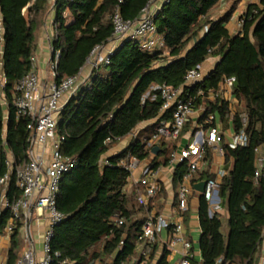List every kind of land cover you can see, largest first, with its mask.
Instances as JSON below:
<instances>
[{"label":"trees","instance_id":"trees-1","mask_svg":"<svg viewBox=\"0 0 264 264\" xmlns=\"http://www.w3.org/2000/svg\"><path fill=\"white\" fill-rule=\"evenodd\" d=\"M149 1L36 0L25 16L23 9L29 0H0V71L5 79L2 93L6 102L3 106L0 101V176L7 171L6 150L21 159L27 145L29 120L15 115L12 92L17 80L30 69V58L36 51L33 32L44 18L55 10L56 39L51 41V47L60 52L55 78L59 83L77 75L93 49L108 42L116 8L125 20L134 21ZM220 1L165 0L153 22L167 54L144 52L132 40L122 42L109 64L93 69L89 79L62 107L57 117V132L63 137L61 151L64 156L76 158L78 165L60 182L56 208L65 219L56 227L51 241L52 253L60 254L51 264H95L107 258H111L109 264H122L134 257L150 206L139 205L135 194L126 192L130 174L121 162L128 157L142 161L163 156L152 163V168L168 164L166 152L176 149L174 143L161 140L157 155H152V148L147 146L159 123L170 122L172 117L170 110L160 115L162 100L151 88L161 84L178 88L187 71L209 58L218 61L208 77L188 89L195 97L194 108L204 111L198 122L206 129L213 126L205 123L206 119L228 114L227 102L218 96V91L226 78H234L232 95L243 102V108L232 116V129L235 133L243 129L248 141L246 146L234 149L221 144L225 175L219 181V202L209 214L208 203L199 197L200 259L193 257L189 261L219 264L221 259V264H258L264 239V177L255 185L253 175L256 150L264 149V0L247 5L237 34H230L227 25L239 0L222 17L213 19L210 13ZM64 13L71 22H66ZM199 91H212L214 100H202L197 95ZM241 114L245 115L244 124ZM149 121L155 122L140 131L122 152L107 157V165L101 166V159L112 146ZM189 125L185 124L181 135ZM208 148L205 145L206 154ZM186 170V163L176 166L174 184L181 181ZM194 174L193 185L214 177L207 170ZM117 216L124 222L115 228L110 220ZM9 217L7 211H0V236L4 235ZM20 250L16 230L10 238L5 264H15ZM167 257L164 247L157 264H168Z\"/></svg>","mask_w":264,"mask_h":264},{"label":"built area","instance_id":"built-area-1","mask_svg":"<svg viewBox=\"0 0 264 264\" xmlns=\"http://www.w3.org/2000/svg\"><path fill=\"white\" fill-rule=\"evenodd\" d=\"M35 2L36 0H29L26 8L28 9ZM150 3L151 0L134 21L125 20L121 16L119 8H116L111 16L113 32L106 44L117 45L126 40H132L144 52L150 54L161 52L162 55H166L167 49L163 38L158 34L153 22L157 11L150 10ZM55 15V10L52 9L50 16L52 32L47 29L46 24L42 29L44 42L51 52L47 80L42 81L39 77L36 67L37 59L33 55L30 58L29 71L17 80L12 92L15 115L29 120L26 128L27 145L22 158L16 159L9 150H6L5 166L7 171L0 176V211H7L10 216L4 228V235L10 239L18 230L22 244V250L15 264H51L54 258L60 257L59 253L51 251V241L55 229L65 219L56 208V198L63 176L78 165L76 158L62 154L63 137L57 132V117L66 102L78 92L86 81L80 80L81 69L77 75L64 78L59 83L55 82L60 54L59 51L54 52L51 47V41L56 39L53 30ZM64 17L67 23L71 19L68 13H64ZM239 24L242 26L241 19ZM106 44L96 46L87 59L86 64L89 63L92 70L109 64L110 57L117 47L113 45L102 55ZM208 75L209 72L199 65L187 71L183 83L178 88L166 84L151 88V92H158L162 100L160 115L170 110L172 117L170 122L161 121L159 123L156 133L147 144L149 148H159L161 140L174 142L180 138L185 124L196 110L194 108L195 97L188 93V89L201 83ZM233 83L234 78H226L222 86L231 93ZM4 85L5 79L0 71V101L3 106L6 105L2 93ZM210 92L214 94L212 91ZM203 93L205 92L199 91L197 95L202 98ZM148 96L149 93L145 97ZM213 121L214 117L212 116L206 119V123L209 125ZM242 122L245 123V116L242 117ZM131 136L134 139L137 134L132 133ZM221 141L222 137L218 129L209 126L205 137L202 132H194L187 144L179 148L176 147L174 150H167L168 166L176 168L179 164H187L186 173L183 174L176 193L177 221L148 212L141 227L135 255L128 263L122 264H152L153 248L157 238L164 230H167L168 236L163 245L169 252H175L176 245L182 246L181 253H179L180 260L176 264H190L189 260L194 257V254L191 243L182 236V216L187 212V197L193 192L191 179L203 162L205 145H219ZM247 141V136L242 129L238 133L234 132L228 146L232 149L237 146H246ZM219 152L222 150L220 149ZM256 153L253 183L258 185L260 178L264 177V153L261 148L257 149ZM139 162L135 157H128L126 161L121 162V166L131 175ZM100 164L101 166L107 165L106 159H101ZM157 173V169L154 170L151 164L141 171V178L136 183V186L140 188L136 190V201L139 205L148 206L149 200L154 198L159 191ZM224 175L225 171L220 170L215 178L205 181L201 196L209 205V214L217 208L219 181ZM123 222L124 220L118 216L110 220V224L115 228L120 227ZM107 238L108 236L105 237V239ZM123 240L124 238L119 243V249L123 245ZM218 263L221 264L222 260L219 259ZM258 264H264V239L260 245Z\"/></svg>","mask_w":264,"mask_h":264},{"label":"crops","instance_id":"crops-1","mask_svg":"<svg viewBox=\"0 0 264 264\" xmlns=\"http://www.w3.org/2000/svg\"><path fill=\"white\" fill-rule=\"evenodd\" d=\"M165 0H151L150 3V10L152 12L158 11L160 7L163 5ZM235 0H221L218 5L211 11L210 16L213 19H219L222 17L226 12L230 10ZM259 0H239L237 3V7L232 13L231 19L227 25V29L229 30L230 34H237L240 30L235 29V26H239V21L237 19L242 16V14L246 11V7L248 4L257 3ZM27 8L25 7L23 9V14H27ZM51 12L47 15L46 18H44L42 25L39 27V41L36 43V48L38 46V49L36 51L37 59V73L39 77L42 79V81H46L48 77V63L51 59V52L49 51L47 45L44 42V36L42 33V29L44 26V23L49 19L50 21ZM72 19L69 20L71 22ZM68 22V23H69ZM50 23V22H49ZM237 23V24H236ZM52 26V23L50 24ZM50 26V30L52 32V27ZM115 46L116 44H106L105 48L102 52V55L106 53L108 49ZM120 44H117L116 47H118ZM218 61V58H209L207 59L203 64L202 67L205 71L210 72L216 62ZM92 70L86 67V65L82 68L80 80L87 81L89 79V76L91 75ZM218 96L223 99L225 102H227L228 107V114H226L223 118H221L219 115L214 116L213 126L218 129V131L221 134L222 141L219 145H212L209 146L208 152L204 155L203 162L200 164L199 171L207 170L209 174L213 175L215 178L216 174L220 170H224V156L222 152H219L221 149V144L225 143L228 144L234 134V131L232 129V116L237 112V110H241L243 108V102L237 100L233 97L232 92L230 93L227 88L224 86H220V89L218 91ZM215 94H212L210 91H207L202 94V99L204 101H210L212 102L214 100ZM203 109L198 108L195 110L193 115L190 117L189 121L187 122L189 125V130L186 131L184 134L180 136V138L177 141L169 142L170 144L174 143L176 147H182L185 144L188 143L190 136L194 132H199L203 134L205 137L207 135L208 128H204L201 123L198 122V119L203 115ZM241 116H245L244 114H241ZM155 121H149V122H143L137 126V128L132 132L133 134H138L140 131L145 129L147 126L153 124ZM206 123V120H205ZM132 133L125 138L119 140L112 148L109 150L106 156H104L102 159H106L107 157L114 156L122 152L131 142H132ZM124 141V142H123ZM168 143V144H169ZM168 147V146H167ZM262 153H264V149L261 148ZM158 153V152H157ZM154 155V154H152ZM157 155V154H155ZM156 157V159H155ZM163 156L157 157V156H150L146 160H142L139 162V165L137 168L132 172L130 177H128L127 180V186L126 190L130 189V192H133L136 196V190L140 189L139 186H136L137 182L141 178V171L143 168H145L147 165L157 162L159 160H162ZM197 170V171H198ZM157 182L159 185V191L155 195L154 198L149 200V212L156 213L163 215L164 217L168 218L169 220L177 221L178 215H177V201H176V193L178 190L179 183L174 184L173 182V175L175 172V168L170 167L168 165L166 166H159L157 168ZM194 175L191 179V185L192 187L202 181H197L192 184V180L194 178ZM128 192V191H126ZM201 196L200 193L196 192L193 188V192L187 197V212L183 214L182 216V222H183V231L182 236L183 238L191 243L192 251L194 254V258L196 260L200 259V253L198 251V242L200 237V226L198 221V206H199V197ZM187 216H186V215ZM146 216V215H145ZM168 232L167 230H164L159 238H157L155 246H157L156 250L154 251V255L152 258V264H157L162 250H163V242L167 241ZM20 239V236H19ZM21 244V241H20ZM10 246V239L7 238L5 235L0 236V264H5L7 259V251ZM22 248V244H21ZM22 250V249H21ZM20 250V252H21ZM175 252H169L168 251V257L167 261L168 264H176L180 260L179 253H181L182 246L176 245ZM20 254V253H19ZM111 262V258H107L104 262L97 261L95 264H109Z\"/></svg>","mask_w":264,"mask_h":264},{"label":"rangeland","instance_id":"rangeland-1","mask_svg":"<svg viewBox=\"0 0 264 264\" xmlns=\"http://www.w3.org/2000/svg\"><path fill=\"white\" fill-rule=\"evenodd\" d=\"M237 0H235L234 1V3L236 2ZM233 3V4H234ZM236 7H237V5H236ZM235 7V8H236ZM240 19H241V17H239L238 19H237V21H240ZM50 21H49V19L44 23V25L46 24V27H47V29L50 31V23H49ZM237 24V23H236ZM41 25H42V23H41ZM44 27V26H43ZM235 29H239V30H241V25L239 24V26H235ZM33 37H34V43L36 44V43H38V41H39V28H36L35 30H34V32H33ZM37 45V44H36ZM37 49H38V46H37V48H36V51H37ZM36 51H35V54H36ZM93 59V58H92ZM86 67H88L89 69H91L92 70V67L90 66V64L88 63V64H86ZM124 142V141H123ZM128 192H130V189H128L127 190ZM223 223H225V215L223 216ZM224 229H225V227H224ZM225 231V230H224ZM22 249V248H21ZM105 264V263H104Z\"/></svg>","mask_w":264,"mask_h":264},{"label":"water","instance_id":"water-1","mask_svg":"<svg viewBox=\"0 0 264 264\" xmlns=\"http://www.w3.org/2000/svg\"><path fill=\"white\" fill-rule=\"evenodd\" d=\"M159 151V148L158 147H154L151 152L152 154H157V152ZM204 187H205V181H202V182H199L197 184H195L193 186L194 190L200 194H202V192L204 191Z\"/></svg>","mask_w":264,"mask_h":264}]
</instances>
